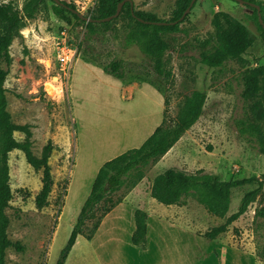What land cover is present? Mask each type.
Instances as JSON below:
<instances>
[{"label":"rangeland","instance_id":"obj_1","mask_svg":"<svg viewBox=\"0 0 264 264\" xmlns=\"http://www.w3.org/2000/svg\"><path fill=\"white\" fill-rule=\"evenodd\" d=\"M24 1L0 0V4L10 2L21 8ZM64 1L73 3L76 11L87 18L96 2ZM255 1L264 21V0ZM132 2L134 10L153 12L162 20L170 19L177 9V0ZM50 5L51 1L46 0L35 18L25 21L22 29L29 30L28 37L20 32L13 39L9 47L12 63L4 87L12 121L30 126L33 152L39 155L42 146L52 142L49 164L54 183L48 204L36 208L34 199L41 187V170L32 168L20 150L9 153V185L13 195L6 209L7 233L10 240L22 244L23 250L9 248L6 264H56L90 192L93 164L122 152L123 147L141 145V139L147 137L153 125L161 122L164 111L167 116L175 115L192 90L206 93L199 119L165 159L157 165L133 170L127 183L113 194L114 199L122 200L130 194V204L122 205L107 219L120 224L113 235L115 240L109 239L107 231L93 244L81 236V249L70 252L64 264H264V216H255L256 209L264 206V194L214 240L203 237L237 210L241 197L257 186L256 181L231 189L229 210L223 218L209 214L188 196L185 219L166 221L159 218L167 213L166 207L147 194L152 177L165 166L187 168L190 172L202 169L217 173L222 179L256 177L263 180L264 189V154L234 125L235 118L247 113L264 129V100L259 97L244 101L240 97L241 72L261 68L264 75V40L254 7L238 0H195L179 30L164 35L170 43L165 54L169 74L165 76L154 71L135 44L126 45L127 19L118 17L107 31L91 35L83 23H75L67 29L78 49L69 97L51 102L41 90V59L51 53V36L62 23ZM219 33L226 38L237 35L241 54L219 68L209 69L201 63L200 54L218 44ZM112 60L121 62L122 79L103 72L102 67ZM14 137L22 141L24 134L15 132ZM139 181L140 187L132 191ZM131 205L148 213L147 252L131 243ZM154 224H191L200 236L183 226L156 228Z\"/></svg>","mask_w":264,"mask_h":264},{"label":"trees","instance_id":"obj_2","mask_svg":"<svg viewBox=\"0 0 264 264\" xmlns=\"http://www.w3.org/2000/svg\"><path fill=\"white\" fill-rule=\"evenodd\" d=\"M50 1L52 13L60 19L63 25L71 26L75 23H83L88 35L98 31H107L112 21L118 17L127 19L126 45L135 44L151 62L154 71L159 76H165L169 74L166 70L165 54L170 48V43L164 35L179 30L182 20L179 22L176 20L180 18L192 0H177V9L168 20L159 19L155 13L150 11H136L131 8L130 0H124L119 15L104 22L95 20L112 15L116 11L117 4L123 0H96L88 19L82 18L71 2ZM244 1L246 4L253 2L259 5L255 0ZM45 2L46 0H25L21 8L15 7L10 2L0 4V264H6V252L9 248L16 251L23 250L22 244L19 241L10 240L7 233L9 218L6 209L9 207L13 195L9 185V153L12 150H20L32 168L41 170V187L34 199L36 208L41 209L48 204V197L54 183L49 164V157L53 149L52 142L47 141L42 146L39 155L33 152L30 126L16 124L12 121L7 110L6 88L4 87L12 63L9 47L13 39L20 36V30L24 27L25 21L35 18ZM254 11L258 18L255 7ZM154 21L166 23L157 24L153 23ZM258 26L264 40V25L258 21ZM218 37V44L200 54L201 63L209 69L219 68L227 60L237 59L241 54L242 47L240 49V38L237 35L226 38L219 33ZM121 66L120 61L112 60L102 69L104 72L122 79L124 75ZM240 80L242 100L253 101L259 97L264 100V75L261 68L244 70L241 72ZM205 100V91L192 90L184 97L175 115L167 116L164 111L159 125L139 147L129 148L100 166L90 192L60 250L56 264H64L78 235H82L86 239H90L94 235L103 217L122 201L120 197L114 199L113 194L122 189L133 170L154 164L180 139L201 116ZM234 125L240 135L248 136L249 141L254 142L258 151L264 154V129L260 128V125L249 114L243 113L242 116L235 118ZM15 132L24 134L22 141H18L14 137ZM140 178H142V174L139 175ZM253 181L257 182V186L243 194L237 210L227 216L224 223L210 228L203 234L204 238L211 240L226 231L228 225L239 218L250 203L264 194L263 180H258L256 177L222 179L219 174L206 172L202 169L188 172L171 166L153 178L150 196L163 205H185L188 196H192L209 214L223 218L231 201V189ZM255 216H264V206L256 209ZM134 222L135 229L131 235V242L144 248L147 232L145 210L136 209L134 211Z\"/></svg>","mask_w":264,"mask_h":264},{"label":"built area","instance_id":"obj_3","mask_svg":"<svg viewBox=\"0 0 264 264\" xmlns=\"http://www.w3.org/2000/svg\"><path fill=\"white\" fill-rule=\"evenodd\" d=\"M69 26L61 25L51 38V53L41 59L44 70L41 79L43 95L51 102L66 100L69 97V81L77 59V45L69 34ZM28 29H21V34L28 37Z\"/></svg>","mask_w":264,"mask_h":264},{"label":"crops","instance_id":"obj_4","mask_svg":"<svg viewBox=\"0 0 264 264\" xmlns=\"http://www.w3.org/2000/svg\"><path fill=\"white\" fill-rule=\"evenodd\" d=\"M104 72V71H103ZM111 75V74H110ZM111 77L113 78V76L111 75ZM158 92V91H157ZM159 93V92H158ZM159 95H161L160 93H159ZM162 100H163V98H162ZM162 109H163V106H162ZM162 118H163V114H162ZM159 125V124H158ZM140 127V126H139ZM157 127V123H155V125H153V127L150 129V131H149V133H148V135H147V137L153 132V130L155 129ZM130 129H131V126H130ZM139 132V128H138V125L136 124V126H135V130H134V133H138ZM184 135V134H183ZM182 135V136H183ZM181 136V137H182ZM147 137H143L141 140H142V143L144 142V140L147 138ZM180 137V138H181ZM141 143V144H142ZM177 143V142H176ZM175 143V144H176ZM175 144L157 161V162H155L154 164L155 165H157L158 163H160L163 159H165V157L168 155V153L173 149V147L175 146ZM140 146V145H139ZM138 146V147H139ZM126 148H129V147H123V149H121V150H123L122 152H124V150L126 151L127 149ZM121 151H118L115 155H111V157H109V158H106V159H103V160H101V161H99L96 165L95 164H93V175H91L92 176V179L94 180V178H95V176H96V173H97V171H98V169L100 168V166L105 162V161H107V160H109V159H111V158H113V157H115L116 155H118V154H120V153H122ZM99 156V155H98ZM101 156V155H100ZM168 167H171V166H165L160 172H162L163 170H165L166 168H168ZM174 167H177V166H174ZM177 168H179V169H182V170H185V171H188V172H190L187 168H182V167H177ZM159 172V173H160ZM158 174V173H157ZM156 174V175H157ZM155 175V176H156ZM154 176V177H155ZM154 177H152V180H151V182H150V185L148 186V191H147V194L148 195H150V186H151V184H152V181H153V178ZM93 182V181H92ZM141 181H139V182H137L135 185H134V187H133V189H132V191H135L136 189H138L139 187H140V185H141ZM130 193H132V192H130ZM129 195L130 194H128L120 203H118L115 207H113L104 217H103V219L101 220V223L99 224V226H98V228L96 229V231H95V233H94V235L90 238V239H87L88 241V243L89 242H91L92 244L95 242V239H98V238H101L105 233H106V231L108 232V234L109 235H111V237L109 238L110 240H115V236H113V235H116L117 234V230H119V225L120 224H112L113 222H108V220L107 219H109V217H111L115 212H116V210L117 209H120L121 208V206L122 205H125V204H130V202H128V199H129ZM151 197V196H150ZM152 198V197H151ZM153 199V201H155V203H156V200L154 199V198H152ZM161 204V203H160ZM163 205V204H162ZM132 206V205H131ZM137 207H138V205H136ZM166 208V214H164V215H159V218L161 219V218H163V219H165L166 221H168V220H170V221H172V220H174V219H176V220H178V219H180V220H184L185 219V215H186V205H175V204H171V205H164ZM229 206H230V204H229ZM137 207H135V205H133L132 206V208H134V211L137 209ZM228 210H229V208H228ZM228 210H227V212H228ZM134 211H133V216H134ZM146 212V211H145ZM226 212V213H227ZM146 214H147V216H148V213L146 212ZM147 223H148V217H147ZM154 225H156V228H160L161 226H163V227H168V228H170V226L172 225L173 227H179L180 228V226H183V227H185L186 229L188 228L192 233H194V234H196V232H194V230H192V228H191V224L189 225V224H154ZM195 227H196V225H194ZM193 226V227H194ZM134 229H135V222L133 223V225H131V228L129 229V233H130V236L132 235V233H133V231H134ZM196 235H198V234H196ZM81 236L82 235H78V237H77V239H76V241H75V243H74V245L72 246V248H71V250H70V252H72V251H75L76 249H81V247H79L80 246V238H81ZM198 236H200V235H198ZM159 237V236H158ZM86 239V238H85ZM215 239V238H214ZM214 239H211V240H214ZM209 240V239H208ZM116 241H117V238H116ZM115 241V242H116ZM132 243V242H131ZM134 245V244H133ZM136 246V245H135ZM139 248H141L140 246H138ZM150 248V224H147V232H146V245H145V248H141V249H143L144 251H148V249ZM69 252V253H70ZM68 253V254H69ZM68 256V255H67ZM66 259H67V257H66Z\"/></svg>","mask_w":264,"mask_h":264},{"label":"water","instance_id":"obj_5","mask_svg":"<svg viewBox=\"0 0 264 264\" xmlns=\"http://www.w3.org/2000/svg\"><path fill=\"white\" fill-rule=\"evenodd\" d=\"M55 2H59V0H54ZM131 1V8H133V6H132V0H130ZM194 0H192L191 2H190V4H189V6L184 10V12H183V14L180 16V18H178V20H176V22H179V21H181V20H183V18L186 16V14L188 13V11L190 10V7H191V4H192V2H193ZM238 1H240V2H244L245 3V1L244 0H238ZM123 3H124V0L123 1H120L118 4H117V7H116V11L112 14V15H110V16H107V17H104V18H102V19H96L95 21H97V22H104V21H110V20H112L113 18H116L118 15H119V13H120V10H121V8H122V6H123ZM249 4L251 5V6H254L255 8H256V10H257V15H258V21H259V23L260 24H262V25H264V21H263V18H262V14H261V9H260V6L258 5V4H256V3H253V2H249ZM82 18H86V19H88L87 17H84L82 14H79ZM153 23H157V24H160V23H166V22H164V21H154Z\"/></svg>","mask_w":264,"mask_h":264}]
</instances>
